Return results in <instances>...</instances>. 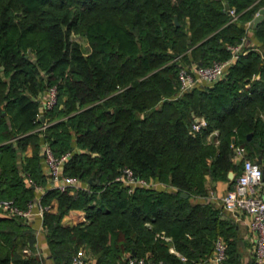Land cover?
<instances>
[{
    "label": "trees",
    "instance_id": "16d2710c",
    "mask_svg": "<svg viewBox=\"0 0 264 264\" xmlns=\"http://www.w3.org/2000/svg\"><path fill=\"white\" fill-rule=\"evenodd\" d=\"M262 6L264 0H0V199L13 198L21 209L36 199L47 180L46 141L57 154L81 149L65 173L89 185L51 187L40 200L59 202L58 212L43 217L54 264H73L81 247L95 264H124L130 254L150 264H210L218 237L228 244L227 263H238L221 208L191 197L208 193L207 173L228 179L230 169L242 170L235 145L251 158L264 155V18L249 24ZM244 36L258 42L249 41L224 77L179 93L182 65L228 58V45ZM55 85L57 102L44 109L42 95ZM41 111L52 123L33 131ZM196 116L207 119L198 130ZM214 129L219 142L209 137ZM29 144L32 154L23 157ZM126 165L177 188L129 191L115 180ZM72 210L84 213L65 225ZM35 241L24 217L0 216V264H44V256L24 252Z\"/></svg>",
    "mask_w": 264,
    "mask_h": 264
},
{
    "label": "built area",
    "instance_id": "2783aa9c",
    "mask_svg": "<svg viewBox=\"0 0 264 264\" xmlns=\"http://www.w3.org/2000/svg\"><path fill=\"white\" fill-rule=\"evenodd\" d=\"M233 18L238 17L235 7H229ZM249 43L248 36H244L243 40L236 44H229L231 55L224 59H214L209 64H200L191 62L180 67L178 72L179 93H183L197 86L214 83L224 77L229 67L240 57L241 53H245L246 45ZM120 89H123L120 88ZM57 87L52 86L48 90V95L44 98L43 107L49 109L57 102ZM41 111L39 118L41 122L36 130H45L52 121L49 120ZM45 116V119H43ZM207 124L204 116H196L193 122V129L198 130ZM234 153L242 158V170L236 175L235 182L222 197L223 209L231 212L235 210H246L252 217L250 227L256 235L254 247V258L257 264H264V155L261 161L247 156V149L243 145H235ZM73 150H69L62 154H57L52 145L44 142L43 155L48 165V174L54 187L60 190L75 189L81 187L82 180L74 175L65 173V164L73 154ZM115 180L123 182L129 189L133 191L137 186L155 187L153 179H148L136 174L135 170L126 165L115 176ZM29 181H32L31 179ZM39 186V185H38ZM37 186V187H38ZM0 210L7 216H21L30 219L35 214L44 217V213L50 210V204H44L40 200H32L29 202L28 208L21 209L13 198L0 199ZM161 237L170 241L171 237L164 233ZM29 252V249H24ZM86 250L81 247L73 256V264H87ZM183 259H186L183 257ZM228 244L223 237H218L215 241L214 252L209 258L212 264H228ZM124 264H150L148 256L128 255ZM155 264H163L159 261Z\"/></svg>",
    "mask_w": 264,
    "mask_h": 264
},
{
    "label": "crops",
    "instance_id": "0c3cea01",
    "mask_svg": "<svg viewBox=\"0 0 264 264\" xmlns=\"http://www.w3.org/2000/svg\"><path fill=\"white\" fill-rule=\"evenodd\" d=\"M251 22V21H250ZM250 24V23H249ZM251 25V24H250ZM252 33V31H251ZM252 40V42H258V39L256 36H252V38L249 39V41ZM48 95V92L46 91L42 95V102L44 101V98ZM33 131H38L36 128ZM216 132H218L217 129H214L209 137L210 139L214 140L215 142H219V138L216 136ZM76 151H80L81 149L76 147ZM74 150V151H75ZM33 151L32 145L29 144L26 149L23 151V157H26L27 155H31ZM42 155H43V146H42ZM254 158L259 160L262 158V155L255 154ZM233 161L238 164H242V158L237 156L235 153L233 155ZM42 169L47 174V180L45 183L40 184L36 190V199L41 200L45 192L50 189L51 187H54V184L51 181V178L48 174V165L45 161L44 155L42 159ZM241 169V168H240ZM230 173H233L232 176H230ZM239 172H236L234 168L230 169L228 174V179H212L211 175L207 173L206 178V185L208 188L207 194H197L193 195L191 199L193 201H212L217 208H221V217L225 220H227L228 224L233 228V234L234 239L236 241V247L238 251V263L237 264H257L254 258V247L256 242V235L252 231L250 227L251 223V215L246 210H235L228 212L223 209L222 206V197L226 193V191L234 185L231 181L233 178L236 177V175ZM153 182L155 187L157 188H169V189H175V187L172 184H167L165 181H163L160 178H153ZM81 187H89L88 183L82 180ZM76 189V188H75ZM75 189H71V192H74ZM58 199L54 197L50 202V210L52 212H58ZM84 213V212H83ZM80 210H72L68 214H66L63 218V223L65 225H74L77 221V218L83 214ZM0 216H6L3 214V212L0 210ZM26 223L34 229L35 235H36V241L33 245H25L23 249H29V252L26 254H38L41 256H44L43 263L44 264H54V260L49 258L50 255V248L48 246L46 234L44 232L43 228V216L39 214H35L30 219H26ZM86 250V258L88 260V264H95L96 259L92 255V253L88 250L87 247H85ZM172 251H175L174 247H171ZM178 253V252H177ZM210 264H212L209 261Z\"/></svg>",
    "mask_w": 264,
    "mask_h": 264
},
{
    "label": "water",
    "instance_id": "95a60500",
    "mask_svg": "<svg viewBox=\"0 0 264 264\" xmlns=\"http://www.w3.org/2000/svg\"><path fill=\"white\" fill-rule=\"evenodd\" d=\"M229 7H230V5L227 4V8H229ZM176 18H177V16H176ZM263 18H264V6H262L259 9L256 16L253 18V20H251V22H250L251 26H257ZM43 119H45V116H43ZM259 161H261V158L259 159ZM232 175H233V173H230V176H232ZM90 180H92V178H90ZM182 195L187 196L188 193L182 192Z\"/></svg>",
    "mask_w": 264,
    "mask_h": 264
},
{
    "label": "rangeland",
    "instance_id": "374dc122",
    "mask_svg": "<svg viewBox=\"0 0 264 264\" xmlns=\"http://www.w3.org/2000/svg\"><path fill=\"white\" fill-rule=\"evenodd\" d=\"M81 40L83 41V43L85 44V45H87L88 43H87V40H86V38L85 37H81Z\"/></svg>",
    "mask_w": 264,
    "mask_h": 264
}]
</instances>
